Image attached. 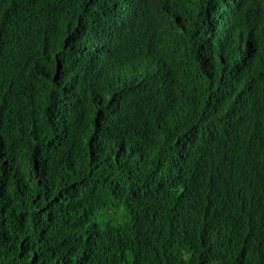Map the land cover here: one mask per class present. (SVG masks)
<instances>
[{
  "label": "trees",
  "instance_id": "1",
  "mask_svg": "<svg viewBox=\"0 0 264 264\" xmlns=\"http://www.w3.org/2000/svg\"><path fill=\"white\" fill-rule=\"evenodd\" d=\"M0 264H264V0H0Z\"/></svg>",
  "mask_w": 264,
  "mask_h": 264
},
{
  "label": "bare ground",
  "instance_id": "2",
  "mask_svg": "<svg viewBox=\"0 0 264 264\" xmlns=\"http://www.w3.org/2000/svg\"><path fill=\"white\" fill-rule=\"evenodd\" d=\"M162 24V23H161Z\"/></svg>",
  "mask_w": 264,
  "mask_h": 264
}]
</instances>
